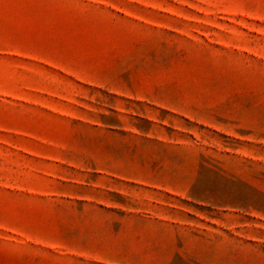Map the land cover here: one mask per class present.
Listing matches in <instances>:
<instances>
[{"label":"rangeland","instance_id":"rangeland-1","mask_svg":"<svg viewBox=\"0 0 264 264\" xmlns=\"http://www.w3.org/2000/svg\"><path fill=\"white\" fill-rule=\"evenodd\" d=\"M0 264H264V0H0Z\"/></svg>","mask_w":264,"mask_h":264}]
</instances>
